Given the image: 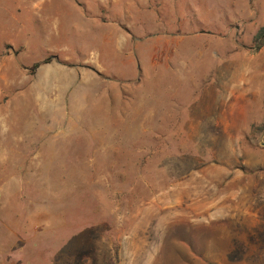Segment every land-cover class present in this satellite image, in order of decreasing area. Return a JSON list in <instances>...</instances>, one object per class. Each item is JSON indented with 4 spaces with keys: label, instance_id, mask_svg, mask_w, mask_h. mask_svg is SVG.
<instances>
[{
    "label": "rangeland",
    "instance_id": "obj_1",
    "mask_svg": "<svg viewBox=\"0 0 264 264\" xmlns=\"http://www.w3.org/2000/svg\"><path fill=\"white\" fill-rule=\"evenodd\" d=\"M124 3L0 0V264H264V0Z\"/></svg>",
    "mask_w": 264,
    "mask_h": 264
},
{
    "label": "crops",
    "instance_id": "obj_2",
    "mask_svg": "<svg viewBox=\"0 0 264 264\" xmlns=\"http://www.w3.org/2000/svg\"><path fill=\"white\" fill-rule=\"evenodd\" d=\"M66 1L67 0H64V3H66ZM143 4H145V0H137V1L131 0L129 2L127 0H125L124 6H123L125 13L128 14L130 12V14H131L130 15V19H131V22H130L131 30L130 31H131V33L133 32L135 34V36H138L136 41H137V43H139V44L141 43L140 45H142L144 43L143 41L146 40V36H145L146 31H148V29L150 27V29L154 32L152 36L154 38L155 43L157 45L162 44V42H163L162 37L163 36L160 35L161 33H159V30L162 29V26L158 22V17L156 15L157 13L155 14L156 18L153 16L152 17L153 21H152V23H150V26H148L147 23L144 21V17L140 15L141 12L138 9V6H142ZM126 18H127V16L125 17V19ZM135 22H138V24H136V26H135ZM50 29H51V27H50ZM117 33H118V39L115 40V47L118 49V53L119 54H125V53H127L126 51H128L127 54L129 56V58H131L130 55L132 54V49H131L132 40L127 38L128 37L126 35L127 33L126 34H123L121 32H117ZM137 52L139 53L138 50H137ZM53 53H56V52H53ZM45 67L46 68L44 71L47 72V75L49 76V82L51 83V85L56 82L55 78L60 79L61 77L71 78L70 80H71L72 84L74 85L77 78L79 77L78 73L76 72V69H74V68L68 69L65 66H61L58 64H52V63L47 64ZM68 85L69 84H64L63 86L61 85V88L59 89V91H62V88H64V92H65L68 89ZM12 142L16 146L19 143V138H13Z\"/></svg>",
    "mask_w": 264,
    "mask_h": 264
},
{
    "label": "trees",
    "instance_id": "obj_3",
    "mask_svg": "<svg viewBox=\"0 0 264 264\" xmlns=\"http://www.w3.org/2000/svg\"><path fill=\"white\" fill-rule=\"evenodd\" d=\"M261 39H264V29H262V30L259 32V34H258V36L256 37L255 41L258 42V41L261 40ZM257 48H259V44H258ZM50 61H51V58H47V59L44 60L43 64H48ZM39 66H40L39 64H36V65L33 66L32 69L35 70V69H37Z\"/></svg>",
    "mask_w": 264,
    "mask_h": 264
}]
</instances>
